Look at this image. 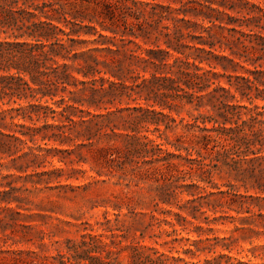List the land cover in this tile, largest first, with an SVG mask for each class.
Here are the masks:
<instances>
[{"label":"trees","instance_id":"16d2710c","mask_svg":"<svg viewBox=\"0 0 264 264\" xmlns=\"http://www.w3.org/2000/svg\"><path fill=\"white\" fill-rule=\"evenodd\" d=\"M156 1L0 0V158L23 161L16 169L25 171L51 154L48 141L72 143L75 148H87L93 158H105L112 156L111 147L96 148L95 144L103 137L122 136L128 154H150L153 159L162 158L159 161L173 156L165 146L186 156L195 154L190 164L215 148L224 158L249 153L264 161V105L254 104L264 103V70L241 66L247 61L264 63V0L263 6L247 1L254 12L245 19L247 32L236 28L242 24L229 27L235 21L212 8L214 1L166 0L194 4L190 9H173L170 3ZM89 9L98 11L96 18ZM187 15L195 21L185 19ZM189 28L201 35L184 33ZM94 35L114 49H84L98 42L82 37ZM185 35L196 43L188 45ZM116 38L121 46L115 45ZM125 38L134 49L126 48ZM137 40L154 48L145 49ZM224 51L229 54L222 55ZM94 52H106L109 57ZM149 67L152 72L147 71ZM236 68L248 76L226 74ZM220 78L226 79V86ZM122 98L135 105L115 107ZM242 101L249 106L239 104ZM185 106L197 114H191L187 122L180 119L182 133L169 141L165 134L177 124L163 110ZM202 108H210L214 115H204L199 112ZM207 123L212 127L207 128ZM119 129L126 133L117 134ZM142 131L157 134L149 138ZM76 140L82 143L75 144ZM190 171L168 162L154 169L166 182L178 181ZM13 190L0 192V203L18 201L15 196L9 198ZM94 239L83 235L79 242L66 240L63 253L38 260L29 251L11 254L15 264H119L111 251L105 257L94 255L98 253Z\"/></svg>","mask_w":264,"mask_h":264},{"label":"rangeland","instance_id":"374dc122","mask_svg":"<svg viewBox=\"0 0 264 264\" xmlns=\"http://www.w3.org/2000/svg\"><path fill=\"white\" fill-rule=\"evenodd\" d=\"M187 1L201 0H181L182 3ZM211 1L216 2L212 8L233 18L235 23L229 27L242 24L236 28L246 32L245 19L254 14L247 1L263 4L261 0ZM156 2L170 3L166 0ZM170 6L190 9L195 5L170 3ZM89 12L97 17V10L89 9ZM178 17L183 16L179 14ZM220 18L227 21L224 15ZM185 19L195 21L191 15ZM93 25L100 30L95 23ZM196 30L189 28L184 33L201 35ZM102 34L112 37L109 32ZM190 36L185 35L184 41L188 45L195 44L196 40H191ZM82 39L98 42L84 49L105 46L114 49L96 35ZM116 39L115 45L121 46L122 42ZM124 43L126 48L134 49L132 44H127V38ZM137 43L145 49L154 48L140 40ZM159 44L164 48L161 41ZM93 54L109 57L106 52ZM241 66L264 70L262 61L254 65L242 62ZM147 71L152 72V68ZM226 74L248 76L240 68L229 69ZM219 80L226 86L225 78ZM127 104L135 105L122 98L115 107L123 108ZM239 104L249 106L246 101ZM254 104L264 105L261 101ZM199 112L214 115L210 108H202ZM163 113L176 121V127L165 134L173 142L182 133L179 120L190 121V115H196L197 111L185 106L170 112L165 109ZM206 127L211 128L212 124L207 123ZM115 132L126 133L123 129ZM142 134L154 138L157 133L142 131ZM80 143L81 140L75 141V144ZM107 145L111 147L108 153L112 156L93 158L87 148L48 141L46 147L52 149L51 154L25 171L16 169L24 165L23 161L13 163L11 158H0V192L14 189L9 198H19L9 204L0 203V264H15L11 252L18 250L32 252L30 257L37 260L42 256H55L58 251L64 252L66 240L79 242L83 235L95 237L98 253L94 255L105 257L111 251L119 264H264V161L249 153L224 158L216 154L215 148L203 152L198 163L190 164L188 160L196 157L195 154L186 156L184 151L165 146L173 156L165 161L154 158L157 162L150 154H128L122 136L103 137L95 147ZM65 150L74 152H61ZM166 162L179 170H191L190 174L178 181H163L154 169ZM162 174L165 175V171L162 170ZM194 207L200 211H193Z\"/></svg>","mask_w":264,"mask_h":264}]
</instances>
